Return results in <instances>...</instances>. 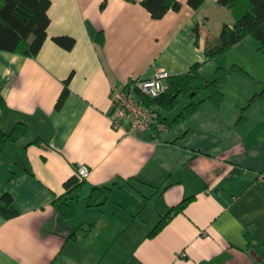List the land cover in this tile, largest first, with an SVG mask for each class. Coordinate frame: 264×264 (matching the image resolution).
<instances>
[{
    "label": "crops",
    "instance_id": "0c3cea01",
    "mask_svg": "<svg viewBox=\"0 0 264 264\" xmlns=\"http://www.w3.org/2000/svg\"><path fill=\"white\" fill-rule=\"evenodd\" d=\"M50 1L38 56L0 51V132L28 127L0 152V197L10 194L19 212L0 216V264H264V102L238 124L264 87V75L255 77L256 67L264 72L258 44H245L247 38L207 61L206 48L225 24H235L219 0L199 10L178 0L181 10L160 20L144 0ZM64 36L75 39L72 50L54 41ZM195 64L207 79L238 64L258 82L230 74L220 109L207 102L168 132L113 127L114 84L182 75ZM70 77L69 96L57 109ZM81 165L91 175L73 194L67 220L53 201ZM104 187L111 188L106 205L89 206L92 189ZM188 197L194 199L184 212L149 237Z\"/></svg>",
    "mask_w": 264,
    "mask_h": 264
},
{
    "label": "trees",
    "instance_id": "16d2710c",
    "mask_svg": "<svg viewBox=\"0 0 264 264\" xmlns=\"http://www.w3.org/2000/svg\"><path fill=\"white\" fill-rule=\"evenodd\" d=\"M206 1L187 0V4L193 10H199ZM218 3L231 11L235 24L233 26L225 24L220 37L206 48L207 61L226 55L234 46L250 37L258 43V51L264 53V0H219ZM142 5L156 20L164 18L170 10L179 12L182 8L178 0H144ZM50 7V0H0V51L36 58L47 40V31L51 23ZM196 34L198 39L199 27L196 28ZM54 41L67 50H72L75 46V39L71 37H57ZM96 42L98 46L104 44L105 36L102 32L98 33ZM201 67L202 64H195L186 74L169 76L166 80L168 89L155 99H146L149 106L159 108L160 120L169 128L191 119L207 102L220 109L225 102V88L229 83L230 74L251 78L250 74L238 64H233L229 71L221 66L218 67L213 79L204 77L200 71ZM70 81L71 77L67 80L65 89L58 100L57 109H61L69 96ZM183 100L186 104L177 112ZM258 102H264V87L253 95L247 107L242 110L238 124L246 122L247 110ZM0 105L5 107L2 98H0ZM171 115L173 118L170 119ZM27 131V125L21 123L9 133L0 132V152L4 150L8 142H16L25 136ZM13 178L14 175L11 179ZM86 182L81 181L75 173L65 183L66 193L53 201L56 211L65 219L69 220L73 215L71 207L73 194L80 192ZM109 191H111L110 187L93 188L88 197L89 206H105ZM193 199L194 197L185 198L171 208L149 233V237L159 234L175 215L184 212ZM0 216L6 220L19 216L10 194L0 197ZM70 239L74 240L75 235Z\"/></svg>",
    "mask_w": 264,
    "mask_h": 264
},
{
    "label": "built area",
    "instance_id": "2783aa9c",
    "mask_svg": "<svg viewBox=\"0 0 264 264\" xmlns=\"http://www.w3.org/2000/svg\"><path fill=\"white\" fill-rule=\"evenodd\" d=\"M169 76L166 73L159 74L152 79L132 82L126 87L114 84L111 94L113 127L128 134L153 130L168 132V125L160 120L159 108L149 106L146 99H155L162 95L168 89L166 80ZM75 173L81 181H87L91 169L81 165Z\"/></svg>",
    "mask_w": 264,
    "mask_h": 264
},
{
    "label": "rangeland",
    "instance_id": "374dc122",
    "mask_svg": "<svg viewBox=\"0 0 264 264\" xmlns=\"http://www.w3.org/2000/svg\"><path fill=\"white\" fill-rule=\"evenodd\" d=\"M249 40L250 41H246V43L245 44H258L254 39H252L251 37L249 38ZM251 42H254V43H251ZM232 67V66H231ZM256 69L257 70H255L256 71V73H257V75L258 76H255L257 79H259L258 77L260 76L261 77V75H264V72H261V70H260V68L259 67H256ZM260 72H261V74H260ZM244 78H246V77H244ZM246 80H248L249 82H258V81H254V80H252V79H250V78H247ZM186 104V102H184V100L182 101V104H181V107L177 110V112L178 111H180V109L184 106ZM176 112V113H177ZM167 115V114H166ZM168 116V115H167ZM149 210V209H148Z\"/></svg>",
    "mask_w": 264,
    "mask_h": 264
}]
</instances>
